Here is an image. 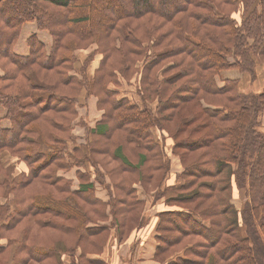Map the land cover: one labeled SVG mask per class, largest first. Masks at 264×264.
<instances>
[{"label": "trees", "instance_id": "1", "mask_svg": "<svg viewBox=\"0 0 264 264\" xmlns=\"http://www.w3.org/2000/svg\"><path fill=\"white\" fill-rule=\"evenodd\" d=\"M28 22L52 42L31 34L21 55ZM260 66L264 0H0V264H64L53 242L72 237L102 252L114 226L121 238L148 224L136 185L164 207L156 257L191 242L190 258L166 264H264V86L218 83L230 69L260 83ZM92 96L103 115L77 144L78 104ZM168 139L183 167L174 184ZM107 158L117 165L104 174ZM91 164L107 203L90 171L77 172V189L60 175ZM235 189L246 193L241 210Z\"/></svg>", "mask_w": 264, "mask_h": 264}, {"label": "rangeland", "instance_id": "2", "mask_svg": "<svg viewBox=\"0 0 264 264\" xmlns=\"http://www.w3.org/2000/svg\"><path fill=\"white\" fill-rule=\"evenodd\" d=\"M241 15L238 14L237 18L240 19ZM36 23L33 22H28L26 24V29L28 30V26H36V32H33L32 34H36L37 38L39 41H41L45 46H49L50 42H46L45 40H41L40 38H47L48 41H51V36L49 35V33L47 31H43L38 29L37 25H35ZM35 30V27H34ZM26 37V32H24L23 35L20 36L18 42L15 45V51L18 52H22L23 48H27L28 52H29V46L27 44V40L25 39ZM40 37V38H39ZM28 39V38H27ZM93 50V48H90L89 50H83L80 52H76V54L79 55L80 58H83L84 56H86L89 52H91ZM22 55H26V54H22ZM97 64V61L95 63V65ZM142 65V62H139L138 67H140ZM261 68L258 69V74L260 76L261 82L259 83V80L257 79L254 83L251 82V84L249 83V76L245 75L246 73H242L241 71L237 70L236 74H243L245 75L244 79L241 80V84H240V88L242 91L246 92L249 91L251 89H255V91H259L262 89V87L264 86V68L262 66H260ZM90 71H92V68L90 69ZM251 77V76H250ZM140 80V76L139 73L135 72L132 76H131V84L132 87H130L128 90H131L130 92L134 93L136 95V97L138 96V93L136 92L135 88L136 85L138 84L137 81ZM220 81V80H219ZM125 89V88H124ZM125 93H128L127 90H124ZM86 103V101H85ZM78 104V117H77V121L78 124L76 126H74L72 133H74V135L76 136V142L77 144H83L86 143V134L85 132L87 131V127L89 128L90 126L88 125V123L86 122L85 118L87 117V104ZM148 106L151 108L152 111H155L156 105H157V101H152V102H148ZM83 105V106H82ZM0 110H2V112L4 113L3 116L6 115V110L4 108H0ZM195 110V109H194ZM81 112V114H80ZM262 120V127H260V129L262 130V132H264V117L261 119ZM4 123L6 126H10V122L7 120V118L4 119ZM81 128V131L83 132V134H79L76 135L75 133V129L76 128ZM187 131V130H185ZM184 131V132H185ZM188 134H189V129H188ZM197 134H200L198 132L195 131L194 136L197 137ZM187 133H183L182 136H186ZM188 136V135H187ZM170 141L172 139H169ZM130 160H132L133 162H136L135 156H131ZM180 161H177L175 159H172V165L175 169L180 168ZM117 163L112 161L111 159L107 158L105 159L104 163L102 162L101 164H99V171H113V169L116 167ZM16 167V172L18 171V167ZM95 165L91 164L87 165L86 168H80L81 170H85V172H91L88 173V175L90 176V181H96V194L97 196L101 197V198H108L109 192L110 190H106V188L102 185H100V183L97 181L96 179V173L98 172L95 169ZM77 167H74L73 169H75L76 171ZM92 168V169H91ZM98 168V167H96ZM67 173H70L72 175H75L74 179L76 178V174H74V172L72 171V169H69L68 171H66ZM81 172V171H80ZM62 173V172H60ZM105 174V172H104ZM107 179V177H105ZM155 193H148L146 191H144L140 186H139V198H141V200L146 201V205L144 206V210L142 213V217H144L146 220H148V224H146L145 226H143L142 228H140L136 233V235L132 236L129 239V235L131 231L137 229V228H124L122 229L123 234L121 235L120 238V243L113 244V247L115 248V250H111L109 248V250H106L103 254V256H105V260L108 262V264H130V263H135V264H166V262L170 261V258L173 259H178V257H186L187 259L190 258L191 254H185V248L186 246L188 247L189 244H191V242L188 243L189 237H187L183 244H181L179 247H177L175 249V251H173V255L169 258L165 255L160 256L159 258L156 257V254L154 253V257L152 256L155 245L158 246V240H157V236H158V231H157V224L154 228V223L151 224V219L154 218L155 216V212H156V205L154 206L153 204V197ZM155 200V199H154ZM246 200V193L244 190H237L235 189V193H234V197H233V203L236 205V207L241 210L244 201ZM190 206V205H189ZM193 206V205H191ZM170 208L171 207H167ZM175 210H178L177 208ZM96 220L98 221V218H96ZM100 221H103L102 219ZM98 222L100 225L102 224H106V222ZM108 224V223H107ZM130 225L135 224L134 221L129 223ZM164 227L168 226L167 221L163 224ZM129 226V225H128ZM132 229V230H131ZM131 230V231H130ZM110 234H111V230H110ZM154 234L156 235V237L154 238ZM110 237V235H109ZM110 239V238H109ZM128 240V241H127ZM61 240H55L53 242L54 246H57V248L61 250L60 254H61V258L64 264H71L73 263V261L75 260V264H91L89 262H87V259H93L96 261H100L101 264H106V262H103L101 259H95V258H90V257H94L99 255L100 257H102V252L97 253V249L91 245L89 242H83L82 244H79L75 247V245H73L74 241L76 242V240L74 239V237H72L69 241L65 242H60ZM109 241V240H108ZM127 241V242H126ZM8 241L5 238L0 239V245H6L7 246ZM71 248V250L69 252H67V248ZM82 248L84 250V252L87 254L86 257L84 259L81 258V253H82ZM157 249V247H156ZM80 251V254H78ZM153 258H152V257ZM114 258V259H113ZM67 262V263H65Z\"/></svg>", "mask_w": 264, "mask_h": 264}, {"label": "crops", "instance_id": "3", "mask_svg": "<svg viewBox=\"0 0 264 264\" xmlns=\"http://www.w3.org/2000/svg\"><path fill=\"white\" fill-rule=\"evenodd\" d=\"M26 24L27 23H25L24 25H23V27H22V31H21V35H23L24 34V32H26V37H25V39L27 40V38L33 33V32H36V26H28L27 28H28V30L26 29ZM36 25V24H35ZM34 27H35V30H34ZM20 35V36H21ZM40 38V37H39ZM41 40H45L46 42H50V45H51V42H52V39H51V41H48V39L47 38H45V37H43V38H40ZM50 45L49 46H46L47 48H49L50 47ZM15 52H17L18 54H28L29 52H28V49L25 47V48H23V51L22 52H18V51H15ZM259 68H261V67H259ZM258 68V69H259ZM236 69H230V70H224V71H222L221 72V74H220V76H219V80H218V83H219V85L220 86H223V82L226 80V79H240V84H241V80H243L244 79V77H245V75H248V74H245V75H243V74H236ZM238 72V71H237ZM239 73V72H238ZM2 75V70L0 69V76ZM249 76V75H248ZM260 77V76H259ZM251 82L252 83H254L253 82V80L251 79V77L249 76V83L251 84ZM240 84H239V86H240ZM241 87V86H240ZM241 89V88H240ZM255 89H251V90H249V91H246V92H251V91H254ZM242 91V90H241ZM242 92H244V91H242ZM80 114H81V112H80ZM4 115V113L2 112V110H0V116H3ZM102 115H103V111H101V110H99L98 109V107H97V99H96V97H90L89 98V100H88V104H87V117L85 118V120H86V122L88 123V125L90 126V127H94L96 124H97V122H99L100 120H101V117H102ZM75 133H76V135H81V134H83V132L81 131V128H76L75 130ZM167 144H166V153H167V156L170 158V160H171V167H170V169H171V171H170V177H171V180H170V184H174L175 182H176V178H177V175H180L182 172H183V167H182V164H181V161H180V159H179V157L178 156H175V155H173V153H172V148H173V144H174V142H173V140H167V142H166ZM172 159H175V160H177V161H180V168H178V169H175L174 167H173V165H172ZM72 171L74 172V174H76V178L74 179V177H75V175H72V174H70V173H67V172H65V171H61L62 173H60V175L61 176H64L65 178H68V179H70V180H72L73 181V189H77L78 188V186H79V181H78V179H77V172H79V171H81V169H78V168H76V171H75V169H72ZM110 181H109V179H106V182H105V185H108V183H109ZM103 186V185H102ZM139 186L140 185H136L135 187L137 188V191H138V193H139ZM105 187V186H104ZM141 187V186H140ZM142 188V187H141ZM143 189V188H142ZM107 190V189H106ZM96 196H97V194H96ZM98 197V199H100L101 201H103V202H105V203H107L108 201H109V198H110V195H108V198H101V197H99V196H97ZM154 198V197H153ZM141 199V198H140ZM153 205L155 206L156 205V212H155V216H154V218H152L151 219V224L150 225H152V223H154V228H155V226H156V224H157V222H158V217H157V214L162 210V209H164V207L162 206V201H155L154 199H153ZM145 205H146V201H145ZM113 218V217H112ZM111 218V219H112ZM110 219V220H111ZM108 222H110V221H108ZM139 229H135V230H133V231H131L130 232V235H129V239L132 237V236H134V235H136V233H138L137 231H138ZM156 237V235L154 234V238ZM116 241H117V243H120V238H119V235H118V232H117V230H116V227L114 226L113 228H111V235H110V239H109V241H108V243L106 244V246L104 247V249H103V252H102V257H100L99 255H97V256H94V257H90V258H95V259H101L103 262H106V264H108V262L105 260V256H103V254H104V252L106 251V250H109V248L113 251V250H115V248L113 247V244H116ZM128 241V240H127ZM126 241V242H127ZM156 247H157V245H155V248H154V251H153V254H152V256L154 257V253H155V251H156ZM78 254H80V251H79V253ZM151 256V257H152ZM152 257V258H153ZM114 259V258H113ZM65 263H67V262H65ZM130 264H133V263H130ZM135 264V263H134Z\"/></svg>", "mask_w": 264, "mask_h": 264}]
</instances>
